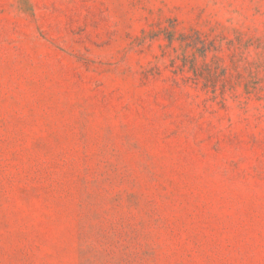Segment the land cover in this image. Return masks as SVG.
Masks as SVG:
<instances>
[{"label": "rangeland", "instance_id": "1", "mask_svg": "<svg viewBox=\"0 0 264 264\" xmlns=\"http://www.w3.org/2000/svg\"><path fill=\"white\" fill-rule=\"evenodd\" d=\"M0 264H264V0H0Z\"/></svg>", "mask_w": 264, "mask_h": 264}]
</instances>
